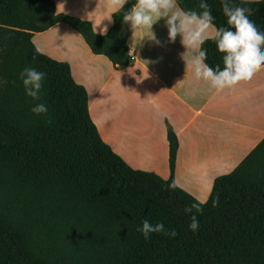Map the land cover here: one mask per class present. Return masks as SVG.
Masks as SVG:
<instances>
[{
	"label": "trees",
	"instance_id": "obj_1",
	"mask_svg": "<svg viewBox=\"0 0 264 264\" xmlns=\"http://www.w3.org/2000/svg\"><path fill=\"white\" fill-rule=\"evenodd\" d=\"M201 0H177L201 11ZM124 9L106 35L88 20L55 12L53 0H0V264H264V136L229 171L213 179L200 201L173 179L177 138L167 130V177L130 166L100 137L88 112L86 88L68 62L36 49L31 37L56 22L77 31L94 54L126 66L120 33ZM213 27H230L221 0H207ZM264 26V0H234ZM206 63L223 67L212 37ZM46 73L41 101L30 111L19 72ZM169 187V185H173ZM215 202V203H214ZM196 204L185 213L184 208ZM199 228H188L190 216ZM162 222L176 236L138 231Z\"/></svg>",
	"mask_w": 264,
	"mask_h": 264
},
{
	"label": "crops",
	"instance_id": "obj_2",
	"mask_svg": "<svg viewBox=\"0 0 264 264\" xmlns=\"http://www.w3.org/2000/svg\"><path fill=\"white\" fill-rule=\"evenodd\" d=\"M53 1L55 12L85 20V12L97 5L95 15L88 18L94 31L100 9L109 2ZM111 23L102 20L96 33ZM152 31L156 37L160 32L167 38L163 19L152 26ZM120 33L127 44V57L130 51L134 55L123 67H114L104 55L92 53L81 35L63 22L34 32L31 40L38 51L68 62L74 80L87 90L89 116L100 137L130 166L167 177V130L173 131L177 138L173 179L197 198L203 176L210 185L223 173L194 172L188 167L191 148L195 162L216 163L230 158L234 167L264 136V65L250 79L218 92L194 78L191 52L146 46L140 49L145 38H152L151 31L132 30L122 21ZM179 43L176 41L175 48Z\"/></svg>",
	"mask_w": 264,
	"mask_h": 264
},
{
	"label": "clouds",
	"instance_id": "obj_3",
	"mask_svg": "<svg viewBox=\"0 0 264 264\" xmlns=\"http://www.w3.org/2000/svg\"><path fill=\"white\" fill-rule=\"evenodd\" d=\"M129 0H109L107 5L100 9V18L95 23L101 25L102 20L112 21L113 13L124 9ZM61 11L64 12L63 3ZM222 11L227 18V25L215 28L212 38L216 49L222 53L223 67L209 66L206 63L207 49L203 47L208 39L209 29L213 26V16L207 0H201L200 9H180L177 0H135L122 16V22L127 23L132 30L146 28L151 31V40L159 45L160 41L152 31V26L163 19L167 29V40L172 43L180 36V43L185 50L191 52L190 67L196 80L207 82L209 87L216 91L231 88L241 80L252 77L257 68L264 65V26L258 27L250 19V9L234 3V0H221ZM97 5L91 12H85L87 20L90 14L95 15ZM108 24L99 28L100 35H106ZM46 73L38 71L35 67L26 66L18 74L22 83L25 96L30 97L32 105L30 111L36 115L46 114L48 107L41 101L43 81ZM2 83V81H0ZM169 185V187H173ZM215 203V202H214ZM193 209L200 211L196 204L184 208V212L192 213ZM189 230L195 233L199 228V220L193 213L190 216ZM145 239L152 233H164L169 237H175V229L166 230L162 222L151 223L144 219L138 228Z\"/></svg>",
	"mask_w": 264,
	"mask_h": 264
},
{
	"label": "rangeland",
	"instance_id": "obj_4",
	"mask_svg": "<svg viewBox=\"0 0 264 264\" xmlns=\"http://www.w3.org/2000/svg\"><path fill=\"white\" fill-rule=\"evenodd\" d=\"M214 27H210L209 29V37H212L213 34H214ZM160 32H158V36L156 37L160 43L159 45L155 44L151 39L149 38H145L144 39V42H143V45L141 46L140 49H144V47H150V49H184V47L181 45V43L177 44L179 45L178 48H175L176 46V41H179L180 42V36L178 35V37L176 38V40L172 43H169L167 38L165 37H161L160 36ZM192 153H193V149L191 148L189 151H188V162H189V168H191L194 172L196 173H208L209 171H216V172H219L220 173H224V172H228L229 170H231L233 168V163H232V160L230 158H227V160L225 161L224 159H221L219 160L218 162L216 163H203V162H195L192 160ZM197 163V164H195ZM162 166L160 165L159 168H161ZM202 185L200 191L197 193V198L199 199H205L206 196H208L207 194H209V190H211V186H212V183L209 185L208 182H205L204 181V176L202 178V182L200 181V186ZM205 185V186H203ZM208 190V191H207Z\"/></svg>",
	"mask_w": 264,
	"mask_h": 264
},
{
	"label": "built area",
	"instance_id": "obj_5",
	"mask_svg": "<svg viewBox=\"0 0 264 264\" xmlns=\"http://www.w3.org/2000/svg\"><path fill=\"white\" fill-rule=\"evenodd\" d=\"M133 56H134V55H133L132 52L130 51L129 54H128V58H129V59H133Z\"/></svg>",
	"mask_w": 264,
	"mask_h": 264
}]
</instances>
